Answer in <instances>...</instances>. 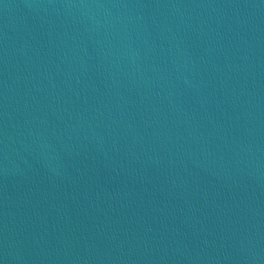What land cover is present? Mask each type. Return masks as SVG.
<instances>
[{"label": "water", "instance_id": "95a60500", "mask_svg": "<svg viewBox=\"0 0 264 264\" xmlns=\"http://www.w3.org/2000/svg\"><path fill=\"white\" fill-rule=\"evenodd\" d=\"M0 264H264V0H0Z\"/></svg>", "mask_w": 264, "mask_h": 264}]
</instances>
